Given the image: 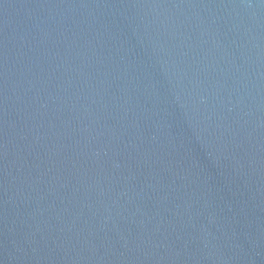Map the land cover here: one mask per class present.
<instances>
[{
	"label": "water",
	"instance_id": "water-1",
	"mask_svg": "<svg viewBox=\"0 0 264 264\" xmlns=\"http://www.w3.org/2000/svg\"><path fill=\"white\" fill-rule=\"evenodd\" d=\"M0 264H264V0H0Z\"/></svg>",
	"mask_w": 264,
	"mask_h": 264
}]
</instances>
